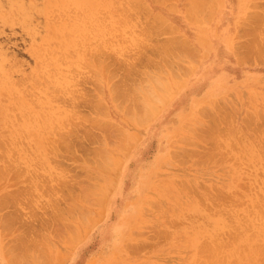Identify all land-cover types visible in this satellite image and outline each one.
<instances>
[{"label":"rangeland","instance_id":"1","mask_svg":"<svg viewBox=\"0 0 264 264\" xmlns=\"http://www.w3.org/2000/svg\"><path fill=\"white\" fill-rule=\"evenodd\" d=\"M262 37L264 0H0V264H264Z\"/></svg>","mask_w":264,"mask_h":264},{"label":"bare ground","instance_id":"2","mask_svg":"<svg viewBox=\"0 0 264 264\" xmlns=\"http://www.w3.org/2000/svg\"><path fill=\"white\" fill-rule=\"evenodd\" d=\"M262 15H263V14L261 13V16H262ZM256 17H257V15H256ZM259 17H260V16H259ZM262 17H263V16H262ZM254 29H255V28H254ZM252 38H253V37H252ZM262 38H263V37H262ZM262 38L260 39V41L262 40ZM263 39H264V38H263ZM252 40H255V39H252ZM252 40H251V41H252ZM260 41L258 42L259 44H261V42H262L263 40H262L261 42H260ZM236 43H237V42H236ZM249 43H250V42H249ZM249 43H248V44H249ZM243 44H244V43H243ZM248 44H247V45H248ZM262 44H264V41H263ZM262 44H261V45H262ZM243 46H244V45H243ZM258 46H259V45H257V47H258ZM239 47H240V45H239ZM241 47H242V46H241ZM263 47H264V45L262 46V48H263ZM237 48H238V47H237ZM262 48H261V49H262ZM240 49H241V48H240ZM258 49H259V48H258ZM245 53H246V52H245ZM238 54H239V51H238ZM240 55H241V54H239V56H240ZM240 58H241V57H240ZM240 58H239V59H240ZM242 58H243V57H242ZM244 58H245V57H244ZM244 58H243V59H244ZM242 61H243V60H242ZM162 94H163V93H162ZM159 96H160V95H159ZM163 97H164V96H163ZM162 101H163V100H162ZM155 107H157V106H155ZM144 109H145V108H144ZM149 109H150V108H149ZM155 109H156V108H155ZM143 111H144V110H143ZM149 111H150V110H149ZM149 111H146V113L148 112V113H147L148 116L146 115V116H147L146 119H145V117L143 116L144 118H142V121H140L141 118L139 119V118L137 117V118L139 119V121H138V120H137V121H138L139 123H142V122H146L147 119H150L151 117H153V116H151L153 113H152L151 111H150V112H149ZM144 112H145V111H144ZM151 113H152V114H151ZM154 113H155V111H154ZM75 114H76V113H75ZM130 115H131V114H130ZM137 116H138V115H137ZM130 117H131V116H130ZM103 124H104V123H103ZM107 124H108V123H107ZM108 125H109V124H108ZM108 125H107V126H108ZM110 125H111V124H110ZM102 126L105 127V125H102ZM113 126H114V125L112 124V128H113ZM112 132H113V131H112ZM120 133L123 134L124 132L121 130ZM106 134L108 135V133H106ZM200 138H201V137H200ZM213 143H214V142H213ZM215 143H216V142H215ZM106 145H107V144H106ZM122 145H124V144H122ZM214 146H215V145H214ZM123 148H124V147H123ZM207 148H208V147H207ZM56 149H57V147H56ZM105 151H106V150H105ZM53 153H54V152H53ZM54 154H55V153H54ZM95 154H96V153H95ZM107 154H108V153H107ZM107 154H106V155H107ZM97 155H98V154H97ZM108 155H109V154H108ZM109 156H110V155H109ZM100 157H101V156H100ZM100 157H99V158H100ZM102 157H103V156H102ZM107 157H108V156H107ZM110 161L112 162V160H110ZM115 163H116V162H115ZM12 164H13V163H12ZM11 166H12V165H11ZM104 166H105V165H104ZM25 169H26V168H25ZM11 170H12V169H11ZM12 171H13V170H12ZM13 172H14V171H13ZM19 172H20V171H19ZM260 217H261V216H260ZM262 217H264V216H262ZM262 217H261V218H262ZM1 220H2V219H1ZM262 230H263V229H262ZM241 237H242V236H241ZM261 237L263 238V236H261ZM245 238H246V237H245ZM249 239H250V238H249ZM257 240H258V241H263L264 239H262V240H261V239H260V240L257 239ZM250 241H251V240H250ZM208 242H209V241H208ZM216 242H217V241H216ZM246 243H248V242H246ZM249 243H250V242H249ZM205 244H207V243L205 242ZM213 244H214V243H213ZM219 244H221V243H219ZM254 244H255V243H254ZM263 244H264V243H263ZM202 245H203V242H202ZM211 245H212V244H211ZM261 245H262V244H261ZM218 246H219V245H218ZM232 246H233V245H232ZM253 246H254V245H253ZM255 246H256V245H255ZM263 246H264V245H263ZM205 247H206V246H205ZM261 247H262V246H261ZM241 248H242V247H241ZM233 249H234V247H233ZM202 250H203V248H202ZM256 251H257V250H256ZM260 252H261V251H260ZM262 252H263V251H262ZM255 253H256V252H255ZM232 254H233V253H232ZM262 254H263V253H262ZM253 256H254V255H253ZM253 256H252V257H253ZM262 258H263V257H262ZM263 259H264V258H263Z\"/></svg>","mask_w":264,"mask_h":264}]
</instances>
